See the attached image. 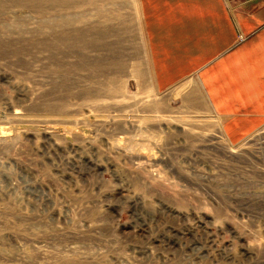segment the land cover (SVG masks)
Wrapping results in <instances>:
<instances>
[{
	"label": "rangeland",
	"instance_id": "1",
	"mask_svg": "<svg viewBox=\"0 0 264 264\" xmlns=\"http://www.w3.org/2000/svg\"><path fill=\"white\" fill-rule=\"evenodd\" d=\"M181 90L139 0H0V264H264V126Z\"/></svg>",
	"mask_w": 264,
	"mask_h": 264
},
{
	"label": "crops",
	"instance_id": "2",
	"mask_svg": "<svg viewBox=\"0 0 264 264\" xmlns=\"http://www.w3.org/2000/svg\"><path fill=\"white\" fill-rule=\"evenodd\" d=\"M139 6L157 93L175 96L195 84L233 142L264 126V0Z\"/></svg>",
	"mask_w": 264,
	"mask_h": 264
}]
</instances>
